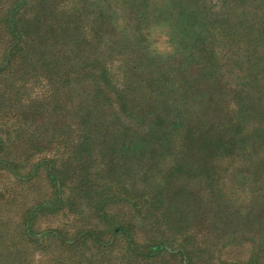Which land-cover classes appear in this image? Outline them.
<instances>
[{
  "label": "trees",
  "instance_id": "1",
  "mask_svg": "<svg viewBox=\"0 0 264 264\" xmlns=\"http://www.w3.org/2000/svg\"><path fill=\"white\" fill-rule=\"evenodd\" d=\"M172 1L144 0L118 13L113 0H40L31 28L0 9V102L17 92L22 113L32 105L40 113L34 130L57 124L63 140L108 158L102 171L114 170L113 156L128 144L146 165L142 181L158 182L156 215L184 231L187 218L221 213L200 205L213 195L230 207L238 201L242 149L254 146L247 135L260 125L249 119L264 122V0H191L197 8ZM210 30L224 40H211ZM236 71L245 74L232 85ZM141 80L143 97L135 95ZM186 249L162 250L192 253Z\"/></svg>",
  "mask_w": 264,
  "mask_h": 264
},
{
  "label": "rangeland",
  "instance_id": "2",
  "mask_svg": "<svg viewBox=\"0 0 264 264\" xmlns=\"http://www.w3.org/2000/svg\"><path fill=\"white\" fill-rule=\"evenodd\" d=\"M113 1L118 13L144 2ZM174 1L199 7L191 0ZM39 2L0 0V9L17 12V22L31 28L35 22L29 19ZM99 2L108 5L111 0ZM247 27L258 33L256 24ZM209 36L215 42L224 40L222 31L210 30ZM202 38L199 33L200 43ZM192 57L185 60L186 68ZM244 74L232 73L231 84L242 82ZM142 81L135 92L141 97ZM253 82L257 90L259 84ZM42 89L37 86L28 94L35 97ZM16 97L17 92L11 93L0 102V264H264V143H257L260 135L264 142V122L249 119V126L260 125L256 133L251 126V136L245 132L254 146L242 149L247 169L239 175L234 196L239 202H231L235 208L213 201V195L200 205L206 212L221 213L208 221L187 218L180 225L184 231H179L170 230L163 216L156 215L162 206L156 196L158 182L152 177L149 183L142 181L146 165L128 144L115 151L114 170L102 171L106 156L88 155V146L63 140L57 124L41 121L42 128L34 130L31 125L40 120V113L34 105L22 113ZM166 239L170 241L152 251L150 245ZM183 246L192 253L173 256L162 250L177 252Z\"/></svg>",
  "mask_w": 264,
  "mask_h": 264
}]
</instances>
